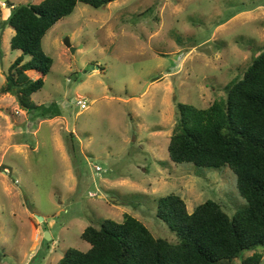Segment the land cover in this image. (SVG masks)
<instances>
[{
  "label": "rangeland",
  "instance_id": "rangeland-1",
  "mask_svg": "<svg viewBox=\"0 0 264 264\" xmlns=\"http://www.w3.org/2000/svg\"><path fill=\"white\" fill-rule=\"evenodd\" d=\"M10 13L0 2V264H56L69 248L88 249L86 226L125 213L174 241L156 217L171 193L188 212L207 200L229 216L247 205L229 166L175 163L167 146L176 104L208 107L263 50L264 0L77 2L42 38L53 63L30 100L57 104L47 119L4 91L21 54L10 47L14 29L1 26Z\"/></svg>",
  "mask_w": 264,
  "mask_h": 264
},
{
  "label": "trees",
  "instance_id": "trees-1",
  "mask_svg": "<svg viewBox=\"0 0 264 264\" xmlns=\"http://www.w3.org/2000/svg\"><path fill=\"white\" fill-rule=\"evenodd\" d=\"M113 0H42L11 7L1 21L14 29L11 49L21 54L9 66L4 91L15 88L18 103L42 119L60 114L56 103L35 104L53 60L42 47L45 33L82 2L94 8ZM36 72L35 79L29 73ZM224 96L206 108L176 104V120L168 142L170 159L195 166H229L247 205L229 216L219 203L207 200L188 212L176 194L160 197L156 217L175 240L156 237L137 218L125 213L121 222L106 219L88 225L81 238L87 250L67 249L56 264H260L264 254V48L223 87ZM247 253H251L247 255Z\"/></svg>",
  "mask_w": 264,
  "mask_h": 264
},
{
  "label": "water",
  "instance_id": "water-1",
  "mask_svg": "<svg viewBox=\"0 0 264 264\" xmlns=\"http://www.w3.org/2000/svg\"><path fill=\"white\" fill-rule=\"evenodd\" d=\"M0 2H1V3H5L6 0H0ZM63 43H64V45H65L67 48H70L71 51L74 50V48H72V47L70 46V42H69L68 38L64 39ZM110 199L115 200V199H113V198H110ZM36 217H37L38 220H42V219H43V218H42L41 216H39V215H36ZM50 238H51V235L49 234V232L45 231V232H44L43 239H44V240H50Z\"/></svg>",
  "mask_w": 264,
  "mask_h": 264
},
{
  "label": "built area",
  "instance_id": "built-area-1",
  "mask_svg": "<svg viewBox=\"0 0 264 264\" xmlns=\"http://www.w3.org/2000/svg\"><path fill=\"white\" fill-rule=\"evenodd\" d=\"M5 3H2V5L4 6ZM76 104L78 105V107L81 109V110H84L87 108V102L85 100V98H81L79 97L77 100H76Z\"/></svg>",
  "mask_w": 264,
  "mask_h": 264
}]
</instances>
